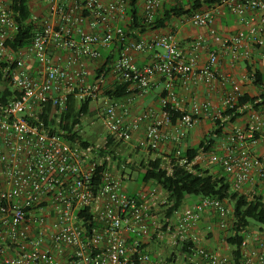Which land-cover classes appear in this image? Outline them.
<instances>
[{
	"label": "built area",
	"instance_id": "2783aa9c",
	"mask_svg": "<svg viewBox=\"0 0 264 264\" xmlns=\"http://www.w3.org/2000/svg\"><path fill=\"white\" fill-rule=\"evenodd\" d=\"M44 1L47 13L43 20L32 15L34 22L42 23L31 44L12 52L6 43L18 27L9 1L0 0V64L7 65L3 73L18 93L0 105V264H232V253L201 246L195 234L208 209L216 212L219 227L228 229V203L203 198L167 219L164 226L168 225V238L176 250L189 241L195 247L190 254L170 261L168 257L153 258L148 244L159 237L164 226L152 208L159 194H163L161 204H166L164 193L152 188L147 195H131L121 179L109 171L103 174L101 184L94 186L97 162L93 149L78 140H67L59 129L41 127L47 104L60 112L74 91L80 100L97 98L103 79L92 85L86 61L101 57L99 47L109 48L124 40L122 26L114 21H124L128 7L127 0ZM192 1L143 0L142 16L151 22L164 3ZM220 9H227L245 24H249L247 14L251 12L260 17V23L233 36L222 35L214 27ZM186 21L206 30L192 41L189 56L181 51L176 35L169 32L124 44L111 71L116 81L128 83L130 90L146 92L160 76L165 95L160 98V113L148 110L133 118L129 99L103 96L104 125L114 140L129 142L144 124L145 134L138 146L155 152L166 142L180 145L190 130L209 118L213 104L194 100L187 105L174 89L176 79L204 86H213L215 81L224 87L229 84L230 90L222 96V109L233 107L244 93L238 82L222 76L218 64L224 52L232 66L242 60L253 64L250 46L264 54V0H218L194 11ZM204 47L210 50L199 67L198 51ZM145 51H154V57L140 67L134 54ZM30 61L36 63L35 73L27 69ZM250 76L255 82V75ZM172 112L181 114L175 122ZM208 157L228 175L234 191L250 199L260 197L264 203V111L251 112L242 127H235L222 139L220 153ZM80 209H89L99 226L91 234L76 215ZM248 233L240 246L243 263L264 264V240Z\"/></svg>",
	"mask_w": 264,
	"mask_h": 264
},
{
	"label": "trees",
	"instance_id": "16d2710c",
	"mask_svg": "<svg viewBox=\"0 0 264 264\" xmlns=\"http://www.w3.org/2000/svg\"><path fill=\"white\" fill-rule=\"evenodd\" d=\"M8 1L18 30L13 39L6 43V46L15 52L31 44L36 31L41 27L42 21L34 22L32 20L34 10L30 3L31 0ZM127 1L128 20L122 25L124 40L116 41L108 48V51L100 52L101 57L98 60L101 63L96 66L94 71L97 80L100 78L104 80L111 74L114 62L128 41L139 40L149 31L173 30L169 24L174 18H187L194 11L209 7L217 3L218 0H194L188 3L164 6L151 22H147L141 15L140 0ZM38 16L40 20H43L45 14ZM6 66L4 63L0 64V105L6 104L18 96V93L13 89L9 76L3 73ZM247 71L249 75H255L254 84L257 91L255 93L244 92L233 107L219 108L215 111L212 118L213 129L197 146L181 151L179 155L177 154L178 149H175L169 157L160 156L154 159L141 160L138 165L132 167V171L137 173V178L142 184L152 183L164 193L166 204L162 205V208L166 220L184 208L187 197L218 199L228 203L231 209V226L228 230L229 235L226 237V244L232 249V264H244L240 246L245 237V232L251 228V225L258 226L264 232V203L260 197L250 199L249 196L234 191L231 179L224 171L219 175L212 174L196 160L202 153L206 155L213 152L220 153L221 140L227 134L226 128L235 125L239 119L248 121L251 112L264 111L263 71L257 68L252 69L250 66L247 67ZM138 92L142 91L130 90L128 83L115 81L109 89L103 91V94L110 99L122 101L127 96ZM77 94L78 92L74 91L68 96L66 108L60 112L51 104H47L44 114L41 116V127L52 131L59 129L65 133L67 140H78L82 146L87 147L89 144L82 140L77 128L81 125L83 118L93 117L96 114L91 110L94 98L88 96L80 100ZM164 95L165 93L162 94V96ZM170 115L172 121L175 122L181 114L172 112ZM118 146L119 143L116 144L114 138L109 135L104 148L99 149V155L104 160L96 163L94 186L101 184L105 172H111L109 159L119 160L116 148ZM123 164L127 165L128 161L123 160ZM210 164V168L215 166L221 168L216 163L210 162ZM76 215L82 220V225L88 234L99 227L93 220L89 209H80ZM193 247H195V243L191 241L184 243L183 246H178L177 251L172 253L168 260H172L177 255L190 254ZM152 257L157 258L154 254Z\"/></svg>",
	"mask_w": 264,
	"mask_h": 264
},
{
	"label": "crops",
	"instance_id": "0c3cea01",
	"mask_svg": "<svg viewBox=\"0 0 264 264\" xmlns=\"http://www.w3.org/2000/svg\"><path fill=\"white\" fill-rule=\"evenodd\" d=\"M169 5H170L169 3H164V6H169ZM46 7L44 11L45 15L47 13ZM142 8H143V0H140L139 9L141 15H142ZM127 20H128V16L126 15V19L124 21H119V22L114 21V24L122 26L127 22ZM247 20L249 24H245L241 22L235 15H233L227 9H220L216 13L214 27L218 30L219 33H222V35L233 36L240 30L247 31L250 27L257 26V24L260 23V17L252 14L251 12H248ZM169 25L172 28H175V30H177V33L175 35L179 41L180 49L183 51V54L185 56L190 55L192 51L191 44L194 38H196L197 35L206 32V30L204 29L195 28L190 25L192 28L196 29V31L194 32H196L197 35L191 36L192 41H189L186 40L188 39L189 36H186L184 34L182 26H180L177 22H172V21L170 22ZM84 28L88 29L87 24H84ZM168 30L169 29H165L161 31H149L140 38H151L156 35L168 33ZM205 49L206 47L198 51L199 67H201L207 60L208 54L206 53ZM99 50L100 52H106L108 51V48L99 47ZM250 50L252 52L253 64H251V62L249 61L242 60L236 66H232L229 54L227 52L226 53L224 52L225 54L224 53L222 54L223 61L220 63L219 60L218 70L222 74V76L226 77L228 80H233L238 82L241 85L243 92L255 93L257 91V88L254 82L251 81V76L247 71V67L250 66L252 67V69L257 68L262 70L264 76V54L259 49L253 46H250ZM153 57H154V51L136 52L134 54V61L138 66L143 67L148 63H150ZM86 64L90 74L89 80L91 82V73L95 71L96 66L94 64V61L88 60L86 61ZM35 67H36V63L34 61H30L29 64L27 65V69L32 73H35L34 71ZM109 76L113 78V82L116 81L115 77L112 74H110ZM163 82H164L163 77L156 76L151 82V87L146 92L134 93L122 100V101H127L128 99L130 100L129 107L131 112V118L140 115L141 113L148 110H156L158 113H160L161 111L160 98L164 93ZM174 87L178 96L184 99L187 105H189L194 100L197 101L208 100L213 105L219 104L220 107H221V100L223 94H225L226 91L230 90L229 84L226 87H224L218 81H215L213 86H204V85H196L193 83H185L182 80L176 79L174 81ZM145 128L146 125L144 124L141 125L139 130L133 134L132 139L129 142H123V143L130 144L132 147L138 148L141 152H147L145 150H142L138 146L139 139L142 138L145 134ZM197 133L198 131H196V128L190 130L188 132L186 139L180 145H175L172 142L164 143L158 150V152H160V156L169 157V155H171L173 150L178 149L179 146L181 151H185L186 149H188L186 147H188V145L192 143L191 139H193L197 135ZM114 141L117 144L116 142L117 140ZM205 169H208L212 174L215 175H219L223 173V169L218 166L217 167L215 166L214 168H205ZM249 187L250 185L246 186V188ZM124 190L126 191V188H124ZM138 191L139 190L136 189V191H131V193H129L128 191L126 192L131 195H137L139 194ZM199 200L200 198L191 199L188 205H185L184 207H192L196 203H198ZM218 223H219V218L216 212L212 209H208L203 213L200 221L198 222V226L195 230V234L198 238V243L201 246L209 250H218L220 252H223L222 249L220 248V245L224 242L225 238L229 234H228V229L227 228L221 229ZM201 232L205 234L207 240L205 238L204 241V239L200 238ZM153 239L157 240L156 237H154ZM254 243L256 244L257 242ZM148 245L150 249L152 243H149ZM157 258H159V256H157Z\"/></svg>",
	"mask_w": 264,
	"mask_h": 264
},
{
	"label": "rangeland",
	"instance_id": "374dc122",
	"mask_svg": "<svg viewBox=\"0 0 264 264\" xmlns=\"http://www.w3.org/2000/svg\"><path fill=\"white\" fill-rule=\"evenodd\" d=\"M30 3L34 10V14H45L44 11L46 4L44 0H31ZM172 22H177L180 26H182L184 34L186 36H189L186 40L192 41L191 36L197 35L196 32H194L196 31V29L188 25L186 18H174ZM170 31L173 34L177 33V30H175V28H173V30H168V32ZM205 51L208 54V48H206ZM222 61L223 58L222 55H220V63ZM100 63L101 61L99 60L94 61L95 66H99ZM91 83L92 85H97V79H95L94 72L91 73ZM113 83V78L107 76L103 80V83L98 84L100 88L98 89L97 98H95L91 104V110L94 111L96 114L93 117L83 118L81 125L79 126V128H77L78 134L82 138V140L87 142L89 146L93 149V154L97 163L102 162L104 160V158L99 155V149L104 148L107 142V137L109 136L108 129L104 125V120L102 116V98L103 96H105L103 94V91L109 89L113 85ZM213 107L214 109L212 110V113L210 114L209 118L203 119L201 123L195 127L198 133L193 139H191L192 143L189 144L186 148L197 146L199 142L203 140L205 136L208 135V133L213 129L212 118L214 112L221 108L219 104H214ZM246 122V119H239L235 125L226 128V132L228 133L232 131L235 127H242ZM116 142L119 143V146L116 147L119 160L113 161L109 159L111 163V173L121 179L123 187L126 188V191H128L129 193H131V191H136L137 189L139 190L138 192L140 195H147L149 190L152 188H156V186L152 183H149V185H142V183L137 178V173L135 171H132V167L138 165L141 160L154 159L156 157H160V152H141L138 148L132 147L130 144H126L119 141ZM123 160H127L128 164H123ZM196 162L206 168H210L211 166L208 155L203 153L198 156ZM162 199L163 194H159L154 201L155 204L152 209L157 220L160 222L161 225L164 226V223H166V217L164 215V209L162 208L161 204ZM191 199H195V197H187L185 205H188ZM167 228L168 225L164 226L162 231L160 232L159 237H157V240L153 239V241L151 242L152 245L150 246V252L152 251L151 253L156 256H159V258H167L173 252L177 251L174 242L170 241V239L168 238ZM248 232L252 237L264 240V232L261 231L258 226L251 225V228L248 230ZM200 238L204 239V241L205 238L207 240V237L203 232H201ZM225 243L226 238L224 242L220 245V248L223 252L230 254L232 252V249ZM252 244L255 243L253 242Z\"/></svg>",
	"mask_w": 264,
	"mask_h": 264
}]
</instances>
